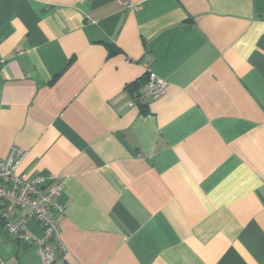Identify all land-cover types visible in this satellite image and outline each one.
<instances>
[{
  "label": "crops",
  "instance_id": "0c3cea01",
  "mask_svg": "<svg viewBox=\"0 0 264 264\" xmlns=\"http://www.w3.org/2000/svg\"><path fill=\"white\" fill-rule=\"evenodd\" d=\"M13 146L64 183L51 264H264V0H0ZM0 264L43 263L0 223Z\"/></svg>",
  "mask_w": 264,
  "mask_h": 264
},
{
  "label": "built area",
  "instance_id": "2783aa9c",
  "mask_svg": "<svg viewBox=\"0 0 264 264\" xmlns=\"http://www.w3.org/2000/svg\"><path fill=\"white\" fill-rule=\"evenodd\" d=\"M166 88V80L150 73L144 85L145 96L156 98ZM23 154L22 149L13 146L6 158L0 159V223L18 240L35 244L42 263L51 264L54 259L51 242L57 243L62 251H67L61 242V230L55 220V216L63 212V206L55 197L64 189V183L52 173L29 179L17 172ZM19 208L26 209L25 215L13 221L15 211ZM28 218L41 227L42 237H37L27 229L25 222Z\"/></svg>",
  "mask_w": 264,
  "mask_h": 264
}]
</instances>
